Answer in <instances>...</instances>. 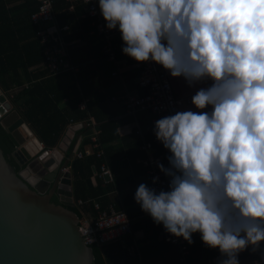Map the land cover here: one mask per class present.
<instances>
[{
	"label": "clouds",
	"instance_id": "1",
	"mask_svg": "<svg viewBox=\"0 0 264 264\" xmlns=\"http://www.w3.org/2000/svg\"><path fill=\"white\" fill-rule=\"evenodd\" d=\"M121 51L183 78L196 109L154 122L169 155L157 167L167 189L145 183L134 200L156 225L189 245L194 233L240 264L251 248L264 264V0H98ZM210 109V110H206ZM159 177H153L155 185ZM87 264V254L81 256Z\"/></svg>",
	"mask_w": 264,
	"mask_h": 264
},
{
	"label": "trees",
	"instance_id": "2",
	"mask_svg": "<svg viewBox=\"0 0 264 264\" xmlns=\"http://www.w3.org/2000/svg\"><path fill=\"white\" fill-rule=\"evenodd\" d=\"M69 6L70 2L68 0H54L57 20L61 26L69 25L71 31L74 32L68 39H76L78 41L79 39H85L88 36V32L93 29V27L89 28L88 25L91 26L94 18L85 15L86 17L82 19V15L87 14L84 4L78 3L72 12L68 10ZM21 7L26 10L27 14L23 21L28 28L32 29V39L23 48L25 55L22 57V67L27 70L36 64L44 63L45 55L41 40L37 36L39 28L32 22V14L38 10L39 3L36 0H23ZM4 10H6V5L4 2L0 1V85L6 90H10L12 85L8 80L4 79V76L9 73L12 68L15 69L17 67L12 66L10 60L3 57L7 49L1 41H3V38L6 37L4 35H7L10 30L9 27L3 24L6 20L5 17L2 16V11L5 14H9L8 11ZM14 19L15 18L8 19L7 23H11ZM80 25H83L85 29L82 33H76L74 30ZM99 37L101 38L100 41L102 44L96 47L99 48L98 50L100 51L103 49L104 41L101 36ZM88 40V47L90 48L93 39L88 38ZM122 45L123 42L121 41L117 52V60L126 59L128 62L132 63L131 58L122 53ZM86 50L83 47L76 50L77 54L74 59L75 64L80 65L86 61L80 57ZM99 51L94 55L96 61L88 62L89 59H87V65L83 66L81 71L77 74L78 81L75 84L67 88L63 87L58 82L57 78L64 73L60 75H51L49 69L46 67V72L44 73L49 74L51 77L39 82L31 83V81L30 83L32 85L29 87V90H25V94L28 98L24 104L19 105L20 95L12 97L17 107L21 108L22 111L19 110L21 114L26 118L27 122L47 148L53 149L59 145L72 120L75 122H83L91 116L100 123V144L104 145L115 137H118L117 129L120 123H117L114 120V114L109 112L110 104L113 103L112 96L114 93L103 95L100 99H95V97H93L86 109H81L79 107V104L90 95L89 86L84 77L86 75L90 76V74L102 64L105 65V69L109 74H112L113 70L118 67L117 64L109 62L103 52ZM132 65L134 64L132 63ZM139 73L137 69L127 72L124 75L126 84L130 86L133 85L134 79L139 76ZM13 83L18 86L24 85V82L19 80L12 82V84ZM121 84V80L115 83L118 89L122 88ZM134 86L138 87V84ZM66 99L69 101L68 105L62 106V102ZM119 104L122 106L121 108H126L122 100H119ZM86 128L89 129L88 127ZM82 131H85V128H83ZM88 143H90L89 137L86 138L84 144ZM73 145H75V142ZM0 147L3 149L9 162L15 167L16 171L19 172L22 167L13 156L14 145L1 124ZM111 154L110 149H105V156L103 158H98L96 154H93L83 158L77 157L73 160L72 172L74 174V197L76 199V205L71 207V209L76 212L80 218H82L87 211L91 212L94 216L98 215V211L95 209V201L99 202L104 209L108 208L110 203L115 202L117 209L125 208L132 219L140 215L132 192H124L121 201L116 199L110 202V197H108L110 192L124 191L126 187V183L123 181L122 167L118 163L112 162ZM104 161L108 163L113 173L114 181L107 187L101 182L95 187L91 180L94 175V169L96 168L99 170ZM134 166L136 167L137 165L135 164ZM53 200L56 201V198ZM79 200L83 201L82 205L78 204ZM135 229L136 226L133 225V230ZM192 240L193 243L190 245L192 251V255L189 258L190 264H209V259L219 254L218 249L205 247L200 239L199 233H194ZM114 244L115 243L103 248L93 245L92 248L95 254L93 264H118L121 257V249L119 252L113 251V253L107 251L109 246ZM157 245L162 249V253L164 254V260L161 264H183L181 262V251L178 246L166 241ZM146 255L147 252L143 250L142 258L145 259ZM260 255V251L253 252L251 248H248L239 254L238 259L240 264H251L252 261L259 258ZM123 256L127 255L124 253ZM139 263L137 262L135 264Z\"/></svg>",
	"mask_w": 264,
	"mask_h": 264
},
{
	"label": "water",
	"instance_id": "3",
	"mask_svg": "<svg viewBox=\"0 0 264 264\" xmlns=\"http://www.w3.org/2000/svg\"><path fill=\"white\" fill-rule=\"evenodd\" d=\"M0 124L14 145L17 172L0 147V264H93L92 246L79 230L69 146L72 125L50 151L0 86ZM110 181V176H104ZM56 198V201L53 199Z\"/></svg>",
	"mask_w": 264,
	"mask_h": 264
},
{
	"label": "crops",
	"instance_id": "4",
	"mask_svg": "<svg viewBox=\"0 0 264 264\" xmlns=\"http://www.w3.org/2000/svg\"><path fill=\"white\" fill-rule=\"evenodd\" d=\"M0 1L4 2V4L6 5V10L4 11L9 12V14H5L2 11L3 13L2 16H4L6 20L3 24L9 27L10 29L9 33H7V35H4L6 37L3 38V41H1L6 46L7 49V51L5 52L6 54H4L3 57L9 59L12 66L17 67L15 69L12 68L10 72L4 76V79L8 80L9 83L12 85L10 90H6L4 87H2L1 85L0 86L4 89V91H7L9 93L11 98L20 95L19 105H22L25 103V101L28 98V96L25 94V90H29V87L32 85L31 83L47 80L51 76L49 74L44 73L46 72V66L44 65V63L36 64L28 68L27 70H25L22 67L23 64L22 57H24L25 55L23 48L32 39V29L28 28L23 21L25 16L27 15L26 10H24V8L21 7L23 0H0ZM68 10L71 12L73 11L70 10L69 8ZM85 15L87 14L82 15V19L86 17ZM10 18H15V19L11 23H7V20ZM88 27L89 28L93 27V29L88 32V36L85 39L82 40L79 39V41L76 39H68L70 35L74 33L73 31H71V29L69 32L66 33L67 40L75 42V44L71 45L70 47V54L73 63L77 54L76 50L82 47L85 48V50L87 47V50L84 53H82L80 56L86 61L84 60L85 62H83L80 65L74 63L76 66L79 67L78 71H74V72L68 71L57 78L58 82L63 87L67 88L78 81L77 74L81 71L83 66L87 65V59H89L88 62L96 61L94 55L99 51L98 50L99 48H97L96 46L102 44L100 41L101 38L99 37L100 35L95 31L96 29L93 26V23L91 24V26L88 25ZM84 29H85L84 26L80 25L74 31L76 33H82ZM88 38L93 39L92 43L90 44V48L88 47L89 44ZM99 52H103V49H101ZM109 62L114 63L112 61ZM118 63L115 64H117L118 67H120L122 71V78L120 76H113V74H109L105 69V65L103 64L101 66L99 65L100 67L96 68L90 74V76L86 75L84 77L85 81L87 82V85L89 86V92H90L89 97H86V99L83 100L86 101L87 107L93 97H95V99H100L101 97H103V95L114 93L112 96L113 103L110 104L109 112L113 113L114 120L117 123L118 122L120 123L117 129L118 137H115L114 139L110 140V142L104 145L101 144V146L104 149H110L112 153L111 154L112 162L118 163L122 167L123 181L126 183V187L124 191L110 192L108 194V197H110L109 198L110 202L115 201L116 199L121 201L124 192H132L134 195L140 183H145L148 186H150L146 169L138 162V159L140 157L145 156V154L140 150V146L144 141L152 142L153 155L163 156L165 167L168 166V161L166 157L169 155L167 150L164 149L163 145L160 142L155 141L154 139L155 136L153 133L154 115L150 111H142L137 113L136 115L129 114L126 111V108L125 109L121 108L122 106L119 104L120 99L117 100L113 99V97L119 98L123 96L126 91L130 93L144 92L142 89L139 88V86L138 87L134 86L135 84H138L137 83L138 77L134 79L133 85L131 86L126 84L125 82L124 75L131 70L137 69L135 68L134 65H132L133 62L130 63L126 59H123V60H118ZM116 69L113 70V72L116 71ZM168 76L171 80L174 93L178 97L192 96L195 94V91L199 87L205 86V85H197L194 88H189L183 78H172L169 73ZM17 80L24 82V85L18 86L15 83L12 84V82ZM118 80H121L122 82L121 89H118L117 86L115 85V83H117ZM68 103L69 101L68 99H66L62 102L61 105L66 106L68 105ZM18 109L21 110L20 107ZM188 109H192L193 111H196V109L192 106V104L184 105L182 107V110H188ZM206 110H210V109H206ZM91 118H93L94 121L97 123V125L100 127V123L97 122L94 117L91 116ZM86 120L83 122H76L74 124L71 121L70 125L68 126L69 128L72 125H76V124L82 125V128L75 132V137L72 140L71 145L69 146L68 154L65 157L66 159H69L68 168L70 171H72L73 160L77 158L76 152L80 150H84L86 147L90 146V143L84 144L90 132V129L86 128L87 127L85 123ZM83 128H85V131H82ZM74 142L75 145H73ZM103 163H106L107 166L109 167L106 161H104ZM135 164L137 165L136 167L134 166ZM100 172H101V168L99 170L96 168L94 169V175L91 178L93 186L95 187L98 186L99 182L103 183L105 187L111 185L114 181V177L113 180L110 181L106 180L105 177L102 176ZM73 183H74V174H73ZM112 204L116 205L115 202L110 203V205ZM137 210L140 211V215L137 218L133 219V225L136 226V229L133 230V233L127 236L124 241L109 246V249H107V251L113 253V251L119 252V250L121 249L120 252L121 257L118 264H127V263L135 264L137 262L138 263L140 262L139 264H161L164 260V254L162 253V249L157 245L164 241L161 236V232H162L161 225H156L148 214L141 211L140 206L138 204H137ZM85 215L91 216L93 214L87 211L86 213H84V216ZM143 250L147 252L145 259L142 258ZM124 253L127 256H123Z\"/></svg>",
	"mask_w": 264,
	"mask_h": 264
},
{
	"label": "built area",
	"instance_id": "5",
	"mask_svg": "<svg viewBox=\"0 0 264 264\" xmlns=\"http://www.w3.org/2000/svg\"><path fill=\"white\" fill-rule=\"evenodd\" d=\"M39 3L38 10L32 14V22L38 26L37 36L41 40L45 55L44 65L49 69L51 75H60L68 71H78L70 54V47L74 45V41H68L66 33L70 31L69 25L60 26L57 22L54 0H36ZM70 2L69 9L74 10L78 3L86 6L87 15L94 18L93 26L95 31L103 38V53L109 61L118 63L117 52L120 47L121 36L118 30L109 31L105 27V21L100 14L98 0H68ZM132 62L139 70L137 83L143 93L125 92L120 98L113 97L114 100L120 99L126 106L129 114L136 115L142 111H150L153 117V125L157 119L166 115L174 114L176 111H182L184 105H191L192 96L178 97L175 95L171 80L168 73L160 65L152 62ZM119 64V63H118ZM113 76L122 78V71L117 67ZM81 109H86V101L79 104ZM72 123H76L72 120ZM86 125L90 129L88 137L90 138V146L84 150L77 151V157L83 158L96 154L98 158L105 156V149L100 144L101 129L93 118L86 120ZM155 141L157 139L154 136ZM159 142V141H157ZM45 147V144L42 142ZM153 144L150 141H144L140 146V150L145 154L140 157L138 162L146 169L149 183L151 187L157 190L166 189L168 178L161 173L157 167V163L164 165V157L156 156L152 153ZM52 149H50L51 151ZM69 170L66 168L65 171ZM101 175H109L113 180V175L106 163L101 166ZM153 177H159L157 184H152ZM76 203V199H75ZM95 203V209L98 215H85L80 219L79 230L84 237L85 243L89 246L96 245L100 248L108 246L116 242H122L127 236L133 233V219L129 216L125 208L117 209L115 204L103 208L99 202ZM79 205L83 204L82 200L78 201ZM162 239L168 243L176 245L181 251V262L189 264L191 256L190 245L183 238H176L168 234L161 225ZM261 247H264L262 244ZM221 259L220 253L209 259V264H218ZM259 258L254 259L251 264L260 261Z\"/></svg>",
	"mask_w": 264,
	"mask_h": 264
}]
</instances>
